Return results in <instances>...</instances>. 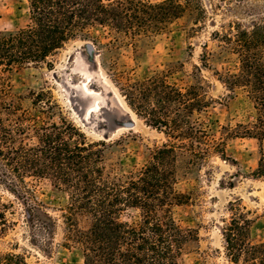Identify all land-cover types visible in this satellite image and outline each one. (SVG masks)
I'll use <instances>...</instances> for the list:
<instances>
[{
  "label": "trees",
  "instance_id": "1",
  "mask_svg": "<svg viewBox=\"0 0 264 264\" xmlns=\"http://www.w3.org/2000/svg\"><path fill=\"white\" fill-rule=\"evenodd\" d=\"M186 11L198 21L204 14L195 0H29L30 22L0 31V71L39 63L51 67L59 49L70 40L90 38L96 27L107 30L114 42L134 44L161 33ZM212 35L222 52L236 55L235 70L227 72L222 83L230 92L240 90L252 109L247 121L229 129L228 136L263 140L264 23ZM198 79L180 87L154 74L123 89L128 104L148 125L177 141L157 148L141 168L124 171L108 162L113 143L87 141L65 117L38 123L17 103L4 101L11 85L0 75V184L27 207L29 220L37 203L29 179L47 178L65 191L64 245L79 249L83 264H182L183 255L198 243V234L174 217V207L189 200L176 184L211 147L221 144L204 119L213 99ZM183 168L187 173L180 171ZM255 175L264 178L263 157ZM230 212L221 231L228 260L264 264V241L250 239L248 211L235 201ZM80 219L87 225L81 226ZM0 264L28 263L20 254L6 253L0 255Z\"/></svg>",
  "mask_w": 264,
  "mask_h": 264
},
{
  "label": "rangeland",
  "instance_id": "2",
  "mask_svg": "<svg viewBox=\"0 0 264 264\" xmlns=\"http://www.w3.org/2000/svg\"><path fill=\"white\" fill-rule=\"evenodd\" d=\"M195 1L204 11L200 21L186 11L161 33L134 44L114 42L107 30L96 27L90 38L70 40L59 49L51 57V67L39 63L0 71L11 85L3 100L17 103L38 123L65 117L87 141L113 143L108 162L130 171L141 168L164 143L177 141L148 125L128 104L123 89L154 74L180 87L199 77L213 99L204 119L221 144L215 150L211 147L188 173L180 169L187 174L176 188L189 200L174 207V217L198 234V243L183 255L182 264H231L221 233L230 220V202L237 201L248 211L250 239L264 241V178L255 175L264 158V139L228 136L229 129L247 121L252 109L240 90L230 92L222 83V77L235 70L236 55L222 52L212 34L264 23V0ZM29 22V0H0V31ZM37 94L40 102H35ZM29 180L37 201L31 220L22 201L0 184V255L20 254L28 264H83L80 250L64 245L67 193L47 178ZM79 224L85 226L87 220L80 219Z\"/></svg>",
  "mask_w": 264,
  "mask_h": 264
},
{
  "label": "water",
  "instance_id": "3",
  "mask_svg": "<svg viewBox=\"0 0 264 264\" xmlns=\"http://www.w3.org/2000/svg\"><path fill=\"white\" fill-rule=\"evenodd\" d=\"M87 49H88V52H92V46L89 43L87 44ZM127 126H132V124L127 125ZM104 137L106 138V136Z\"/></svg>",
  "mask_w": 264,
  "mask_h": 264
}]
</instances>
